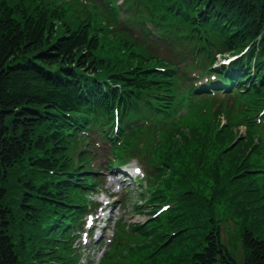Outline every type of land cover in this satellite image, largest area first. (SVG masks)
Listing matches in <instances>:
<instances>
[{
	"label": "trees",
	"instance_id": "trees-1",
	"mask_svg": "<svg viewBox=\"0 0 264 264\" xmlns=\"http://www.w3.org/2000/svg\"><path fill=\"white\" fill-rule=\"evenodd\" d=\"M126 2L130 14L143 5L142 27L153 25L176 62L119 55L90 14L71 16L59 0H0V264H71L93 182L81 177V131L110 138L115 157L142 156L157 168L153 193L170 208L139 231L145 242L131 264H264V180L252 172L264 169V139L227 149L236 133H220L211 116L160 141L157 163L156 151H141L150 128L140 125L171 123V106L198 89L184 88L190 75L229 39L251 44L240 73L264 71V0ZM251 88L264 90V75Z\"/></svg>",
	"mask_w": 264,
	"mask_h": 264
},
{
	"label": "rangeland",
	"instance_id": "rangeland-1",
	"mask_svg": "<svg viewBox=\"0 0 264 264\" xmlns=\"http://www.w3.org/2000/svg\"><path fill=\"white\" fill-rule=\"evenodd\" d=\"M79 3L75 5V8H77L80 11H83L85 6H88L90 9L92 8V6L94 7H99V4L96 1L93 0H78ZM121 3V0L118 2ZM100 8V7H99ZM224 122H227L225 120V118H223ZM243 133L246 132V129L243 128L242 129ZM106 151V150H104ZM103 150H101L100 152L96 153V165L94 166V169H96V167L104 165L105 162L108 160V158H110V155L108 153H105ZM134 161H130L127 163V166H134ZM136 164V163H135ZM124 166V165H123ZM103 167V166H101ZM101 180L102 183L105 185L104 188L101 190L100 188H97V192L95 193V195H93L94 198L98 199L99 202L101 203V205H110L111 202H114L116 204V206L111 207L112 208V212L110 213V211H106L104 214H109L110 215H114V222L111 223V228L109 230L106 231V244L110 243L113 233H114V228H115V224L116 222L120 221V220H124L123 223H130L133 218L134 221H138V220H144L146 219L145 216H140V214H134L133 210L135 209V207L133 206V203L127 202L126 201V197L128 194V197H133V199H137L138 198V192H136L137 190H135L134 192H126L125 190H119L118 189V185H119V181H122L123 176L119 175L117 171L115 170H102L97 174ZM130 181V180H128ZM137 185L138 183L135 182ZM128 183H125L122 187L125 188V186ZM117 189L118 191H120L123 194H119L117 195V197L113 198L111 196L112 194V190L113 189ZM142 189V188H141ZM108 196H111L112 199L108 198ZM147 206H143L142 208H140L139 210L144 211L145 213L147 212ZM147 215V214H146ZM96 217L99 218V216L97 215ZM99 220H103V219H99ZM105 223L101 222L99 225L103 226ZM100 233L96 231L94 238L99 235ZM93 238V239H94ZM81 245L83 246L84 244L81 243ZM93 246V245H92ZM103 246V245H102ZM82 260L80 262V264H89L90 262H97L96 264H98V261L101 257V249L100 251L96 252L95 249H91V250H84L83 254H81Z\"/></svg>",
	"mask_w": 264,
	"mask_h": 264
}]
</instances>
